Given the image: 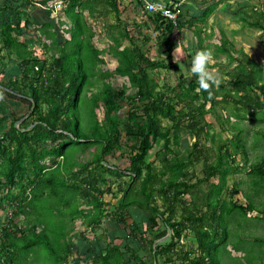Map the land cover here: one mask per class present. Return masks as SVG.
<instances>
[{"label": "trees", "instance_id": "16d2710c", "mask_svg": "<svg viewBox=\"0 0 264 264\" xmlns=\"http://www.w3.org/2000/svg\"><path fill=\"white\" fill-rule=\"evenodd\" d=\"M124 2L0 0V209L7 211L5 220L0 219L1 264H32L40 247L49 251L53 264H161L160 257L167 264H264V234L250 223L264 221V199L258 201L264 191V154L239 167L232 164L237 153L230 149L233 141L246 149L242 120L264 123L262 64L224 33L220 44L210 43L214 34L206 36L199 21L207 22L218 4L199 19L190 11V20L182 5L174 25L162 13L150 12L142 0H128L138 5L142 19L132 26L123 24L128 22L122 17ZM57 6L66 21L55 16ZM237 14H242L244 27L260 29L264 37V5L244 7ZM111 19L116 23L108 24ZM96 26L114 38L110 50L119 65L113 71L102 68L106 60L95 42ZM186 29L196 38L186 69L202 49L212 50L214 59L226 55L238 62L225 97L219 98L216 84L200 88L194 74L163 89L151 76L149 70L183 69L170 58L177 44L173 37L181 38ZM152 40L170 61L146 55ZM127 41L132 46L121 48ZM116 75L136 92L130 94L129 85L118 89L110 82L97 83L99 77ZM127 101L131 107L121 119ZM229 103L238 121L231 126L233 137L218 145L212 159L201 143L212 127L206 116ZM218 120L230 123L221 115ZM182 131L196 138L184 156L173 148L181 143ZM254 136L255 142L264 141V129ZM157 145L156 159L148 161ZM120 150L125 162L109 163V156ZM201 162L205 176L193 183L190 167ZM247 169L253 188L242 202L235 199L241 190L229 189L228 177ZM108 174L129 177L117 188L121 197L116 205L104 199L115 191L108 186ZM204 183L210 184L206 209L191 207L186 197ZM255 211L259 215L249 217ZM126 216L132 217L131 224ZM80 218L92 234L82 232L79 245L72 233ZM118 230L124 237L121 244L114 241ZM169 230L171 242L157 244ZM187 232L197 247L182 252L176 240Z\"/></svg>", "mask_w": 264, "mask_h": 264}, {"label": "rangeland", "instance_id": "374dc122", "mask_svg": "<svg viewBox=\"0 0 264 264\" xmlns=\"http://www.w3.org/2000/svg\"><path fill=\"white\" fill-rule=\"evenodd\" d=\"M126 3H128V0ZM230 4H231L230 11H232L233 13L235 9H237L240 5H242L243 7L249 10V8L251 9L252 5H256V4L264 5V0H237V2L232 1ZM59 10L61 9L59 6H57V12L55 13V16L56 17L62 16V19L66 21V17L62 13H60L61 11L59 12ZM123 14H125L122 16L124 18L128 16V12H123ZM232 16L233 17L231 18V20L226 22V20L230 17L228 16V18H226L224 23L221 22L219 24H215V22L218 19L217 17H219V15H215V17L213 18L211 17L212 20H208L207 22H205V25H203L204 29H206V32L204 34L206 36L214 34L213 36H209L210 43L215 44V45L220 44L223 37H222V34H220L221 32L219 29L223 27L227 31V33L225 34L226 37H228L231 41H234L235 47L238 49L244 48L245 51L254 60L262 64L263 71H264V45L262 44V41L264 39V37H262L263 32L260 29H257V28L251 29L249 27L243 28L242 30H238L240 29V26H239L240 21L239 20L236 21L234 19L235 16L234 15ZM110 23H116V20L111 19V21H108V24ZM95 24L99 25L97 21H95ZM243 25H245V23H242V27ZM96 28L98 30V35H97L98 37L95 38V42L97 46L103 50V54L106 60L105 64L102 65V68L104 69V71H108V70L113 71L119 65L118 58L110 50V44L111 42L114 41V38H112L110 34L106 33L107 31L104 28L101 29V26H96ZM194 37H195L194 33L189 30H186L185 33L181 36V38H179V36L177 35L173 37L177 44L173 52V57L172 59L170 58V60H173L176 62L179 61V63L182 65V68H183L181 71L179 72L175 70L170 71V69L169 70L168 69L149 70V72L151 73V76L155 78L156 81L158 82L159 89H163L164 86H166L167 84H170L173 87L176 85L178 80L182 78L189 79V77L193 76V74L189 72V69H186V64L189 63L186 59L187 57H189V54H190L189 50L193 49L196 45V38ZM24 38L25 37H23L22 40ZM42 39L43 41L47 42V39L45 38V36H43ZM126 45L129 47L132 46L130 42L127 41L123 44L121 48H124ZM150 45H151L150 49L145 52L148 57H150L151 59H166L167 61H170L169 57H167L165 54L159 53L155 40H152L150 42ZM37 46L38 48H40L42 45L39 42ZM214 48L215 47L212 46V49ZM50 54H52V51ZM210 63L212 64V66H209V67L215 70L219 74V79H218V82L216 83V86L218 88H216V91H217V95L219 96V98H223L225 97V94L228 91V89H230L229 80L233 78L231 73L237 72L236 68H237L238 62L237 61L230 62L229 58L226 55H221L217 59H214L212 57ZM105 82H110L115 88H118V89H121L125 85H129L130 87V82L127 79L121 76H118V75L110 79H104L100 77L97 79V83L99 86H101ZM222 85H224V87H222ZM136 90H137L136 88L130 87L129 92L130 94H134ZM9 103L11 104V102ZM207 105H208L207 108L211 106L210 103H208ZM225 106L216 107L215 112L207 114L206 116V121L208 123H211L212 127L211 128L208 127L209 134H206V133L202 134L201 143L202 145H205L207 149H209L212 155V159L216 157L214 152L216 148L218 147V145L222 141H225V139L233 137L234 133H232L231 126H233L238 121V118H236L235 115L231 114L235 110V109H232L231 111V107H233V105L229 103L227 104V107ZM130 107L131 105L129 101H127L125 103L124 108L122 109L120 113L121 119H124L127 116V113L130 110ZM219 115H221L222 117H228L230 119V123L222 124L221 121L218 120ZM242 125L244 128V133H243L244 140L243 141H244L246 149L244 150L243 148L239 147L237 145V141H233L230 143V149L232 153H237L236 161L232 164L235 166H239V167H243L246 160L248 161L247 163H249L250 161L254 160L257 157V155L264 154V141L257 143L255 142V136H254L257 130L264 129V123L262 121L254 122L252 119L248 118V119L241 121V126ZM181 135H183L182 136L183 139L181 140V143L178 145L174 144L173 148L179 151L180 154L184 156V155H187L190 150H192V144L196 138L187 131H182ZM159 148L160 146L157 145L150 152L148 156V161H154L156 159L157 157L156 153L159 150ZM246 150L248 152L247 156L244 155V152ZM205 151H208V150H205ZM125 153L126 155L128 154L127 149H125ZM123 155L124 154L122 153L121 150L117 151L115 155L109 156V163H111L112 165H121L126 160L125 159L126 157ZM204 164L205 162H201L199 164L194 165V167H190V172L195 175L193 183H196L199 179L204 178L205 176ZM158 166L159 167L161 166L160 162H158ZM107 177H110L111 179L108 186H111L112 189H114L115 191L114 193H107L104 199L105 201L111 202V204L116 205V203L118 202V199L121 197V193L119 192L117 188L119 187L120 182L128 181L129 177L124 176L120 179L110 174H108ZM252 177L253 176L250 175L249 173V169H247L246 171L230 173L228 177L229 189H232V187H239V189L241 190V193H238L235 195V199L241 200L242 202H245L246 200H248L245 194L250 193L251 189L253 188ZM217 181H219L218 178H212L211 180V182H217ZM209 190H210L209 183H204L200 185L198 188H196L193 191V194H191L190 196L188 195L186 197L188 204L191 205V207L200 206L206 209V206H205L206 193H208ZM263 194H264V191L263 192L261 191L259 193L258 201H261L262 199H264ZM0 196H1V193H0ZM113 205L112 207H110V209L112 210L114 209ZM257 214L259 215L258 211L251 212L249 214V217L254 218ZM6 215H7V211L0 209V216H1L0 219L5 220ZM180 215H181V211L178 213L177 217L180 218ZM19 219L21 221L24 220L23 217ZM126 220H127V223H130V224L132 223V217L126 216ZM250 223H251V227L255 229L257 233L264 234V221H257L253 219V220H250ZM113 227H114V224H113ZM74 229L75 230L72 233L73 234L72 240L73 242L79 245L84 241V238L82 236L80 237V234L82 232H84L85 235L92 234L91 230L89 229L86 230V226L82 218H80L79 220H76ZM117 233L119 235V238H116L114 241H116L118 244L119 243L121 244L124 237L120 235L121 233L120 230H118ZM122 234L124 236L127 235L126 232H122ZM171 235L166 236L165 238L157 242L159 244L167 245L171 242ZM176 242L178 244V249L182 252L192 251V250H195L197 247V243L194 238V235L191 234L190 232H187L180 240H176ZM36 252H38L37 259L34 260L32 264H53L54 260L53 258L50 259V257L48 256L49 251L45 247L38 248ZM38 255H41V256H38ZM233 255L236 256L240 254L234 252ZM173 257L174 259H177L178 255L174 254ZM71 261L72 263H74L73 260ZM160 262L161 264H167L165 263V259L163 257H160Z\"/></svg>", "mask_w": 264, "mask_h": 264}, {"label": "crops", "instance_id": "0c3cea01", "mask_svg": "<svg viewBox=\"0 0 264 264\" xmlns=\"http://www.w3.org/2000/svg\"><path fill=\"white\" fill-rule=\"evenodd\" d=\"M158 1L161 3H165V4H169V3L174 2V1L181 2L183 5L185 13H187L186 19H188V20H190V11H191V13H194V17L196 19H199L201 17V15L203 14L204 10L218 4L216 10L210 16L209 20H212V18L215 17V15H219V17H217L218 18L217 21L215 22V24H219L221 22L224 23L226 18H228V16H230V17L226 20V22L231 20V18L233 17L232 15H234L235 16L234 19L236 21L237 20L240 21V23H239L240 29H238V30H242L243 28H248V27H244V25L242 27V23H245L244 18L240 16L242 14H237L238 10L244 8L242 5H240L237 9H235V11L233 13H232V11H230V9H231L230 3L232 1L237 2V0H158ZM137 7H138V5L136 3H130V2H128V3L124 2L123 3L122 9H125V12H128V16H126L124 18V20L128 21V22H123L124 25L130 24V25L134 26L135 24H139V25L142 24V19L139 17L140 14L138 13L140 8L138 7V9H137ZM250 13H251V11H250ZM199 23L202 26L205 25V22L199 21ZM251 29H254V28H251ZM219 30L221 32L220 34H222V37H223V33L224 34L227 33V31L223 27H221V29H219ZM238 30H236V31H238ZM236 31H234V32H236ZM156 36H157V34H154V37H156Z\"/></svg>", "mask_w": 264, "mask_h": 264}, {"label": "clouds", "instance_id": "9594fccd", "mask_svg": "<svg viewBox=\"0 0 264 264\" xmlns=\"http://www.w3.org/2000/svg\"><path fill=\"white\" fill-rule=\"evenodd\" d=\"M213 52L210 49L198 51L192 58L189 71L196 75L200 88L208 90L218 82L219 74L209 67Z\"/></svg>", "mask_w": 264, "mask_h": 264}, {"label": "built area", "instance_id": "2783aa9c", "mask_svg": "<svg viewBox=\"0 0 264 264\" xmlns=\"http://www.w3.org/2000/svg\"><path fill=\"white\" fill-rule=\"evenodd\" d=\"M150 12H160L168 18L174 25L179 24V17L181 15V2H171L169 4L161 3L158 0H142ZM1 264V260H0Z\"/></svg>", "mask_w": 264, "mask_h": 264}, {"label": "water", "instance_id": "95a60500", "mask_svg": "<svg viewBox=\"0 0 264 264\" xmlns=\"http://www.w3.org/2000/svg\"><path fill=\"white\" fill-rule=\"evenodd\" d=\"M171 234H172V231L169 230V234H168V236H170ZM157 244H158V242H157ZM156 264H157V261H156Z\"/></svg>", "mask_w": 264, "mask_h": 264}]
</instances>
